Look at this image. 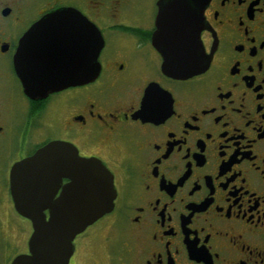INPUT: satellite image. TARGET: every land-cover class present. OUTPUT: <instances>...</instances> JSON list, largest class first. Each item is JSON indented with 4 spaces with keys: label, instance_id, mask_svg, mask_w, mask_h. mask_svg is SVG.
<instances>
[{
    "label": "flooded vegetation",
    "instance_id": "obj_1",
    "mask_svg": "<svg viewBox=\"0 0 264 264\" xmlns=\"http://www.w3.org/2000/svg\"><path fill=\"white\" fill-rule=\"evenodd\" d=\"M64 7L102 32L98 74L31 97L22 39ZM159 21L185 38L155 40ZM168 57L197 71L168 72ZM53 140L101 159L116 187L69 264H264V0H0V264L30 253L34 230L16 166ZM106 218L121 233L113 260L89 233Z\"/></svg>",
    "mask_w": 264,
    "mask_h": 264
},
{
    "label": "water",
    "instance_id": "obj_2",
    "mask_svg": "<svg viewBox=\"0 0 264 264\" xmlns=\"http://www.w3.org/2000/svg\"><path fill=\"white\" fill-rule=\"evenodd\" d=\"M164 24L159 21L155 40L185 38L183 30L166 29ZM190 36L199 44L198 30ZM102 42L98 26L73 7L44 16L24 35L20 46L17 69L25 92L44 98L93 80L99 71ZM190 63L168 57L164 66L184 76L197 71ZM64 177L70 181L62 184ZM13 179L16 207L34 228L30 253L18 255L13 264H69L75 237L114 208L113 173L101 159L80 155L65 140H53L19 163Z\"/></svg>",
    "mask_w": 264,
    "mask_h": 264
},
{
    "label": "rangeland",
    "instance_id": "obj_3",
    "mask_svg": "<svg viewBox=\"0 0 264 264\" xmlns=\"http://www.w3.org/2000/svg\"><path fill=\"white\" fill-rule=\"evenodd\" d=\"M108 218L105 221L100 222L97 227L91 228L98 232L94 235L96 243L94 244V253H103L113 260L114 257L120 252V235L119 230L110 225Z\"/></svg>",
    "mask_w": 264,
    "mask_h": 264
}]
</instances>
